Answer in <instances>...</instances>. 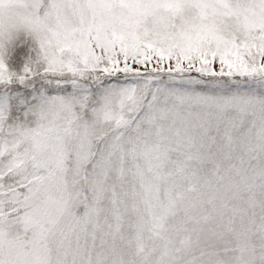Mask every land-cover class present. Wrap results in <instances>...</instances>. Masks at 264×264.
Listing matches in <instances>:
<instances>
[{
	"label": "snow or ice",
	"instance_id": "snow-or-ice-1",
	"mask_svg": "<svg viewBox=\"0 0 264 264\" xmlns=\"http://www.w3.org/2000/svg\"><path fill=\"white\" fill-rule=\"evenodd\" d=\"M0 264H264V0H0Z\"/></svg>",
	"mask_w": 264,
	"mask_h": 264
}]
</instances>
